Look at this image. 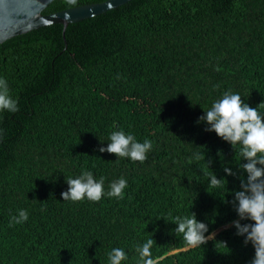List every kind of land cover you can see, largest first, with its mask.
I'll return each mask as SVG.
<instances>
[{"label": "trees", "instance_id": "1", "mask_svg": "<svg viewBox=\"0 0 264 264\" xmlns=\"http://www.w3.org/2000/svg\"><path fill=\"white\" fill-rule=\"evenodd\" d=\"M0 264H264V0L0 44Z\"/></svg>", "mask_w": 264, "mask_h": 264}, {"label": "water", "instance_id": "2", "mask_svg": "<svg viewBox=\"0 0 264 264\" xmlns=\"http://www.w3.org/2000/svg\"><path fill=\"white\" fill-rule=\"evenodd\" d=\"M54 0H0V44L13 37L53 24H62L64 31L71 23L101 15L131 0H107L85 4L51 14L44 10Z\"/></svg>", "mask_w": 264, "mask_h": 264}]
</instances>
